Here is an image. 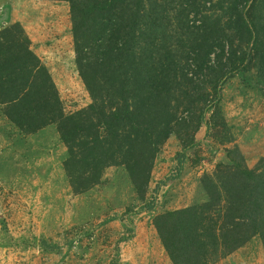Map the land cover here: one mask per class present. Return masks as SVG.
I'll use <instances>...</instances> for the list:
<instances>
[{
  "label": "rangeland",
  "instance_id": "obj_1",
  "mask_svg": "<svg viewBox=\"0 0 264 264\" xmlns=\"http://www.w3.org/2000/svg\"><path fill=\"white\" fill-rule=\"evenodd\" d=\"M0 264H264V0H0Z\"/></svg>",
  "mask_w": 264,
  "mask_h": 264
},
{
  "label": "trees",
  "instance_id": "obj_2",
  "mask_svg": "<svg viewBox=\"0 0 264 264\" xmlns=\"http://www.w3.org/2000/svg\"><path fill=\"white\" fill-rule=\"evenodd\" d=\"M17 125L19 124L20 125V123L18 122V121H16V120H13ZM18 125V126H19ZM149 207H151V206H149Z\"/></svg>",
  "mask_w": 264,
  "mask_h": 264
}]
</instances>
